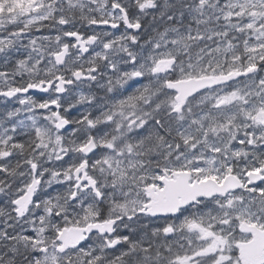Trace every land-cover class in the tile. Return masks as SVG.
<instances>
[{
    "label": "snow or ice",
    "instance_id": "snow-or-ice-1",
    "mask_svg": "<svg viewBox=\"0 0 264 264\" xmlns=\"http://www.w3.org/2000/svg\"><path fill=\"white\" fill-rule=\"evenodd\" d=\"M0 264H264V0H0Z\"/></svg>",
    "mask_w": 264,
    "mask_h": 264
}]
</instances>
